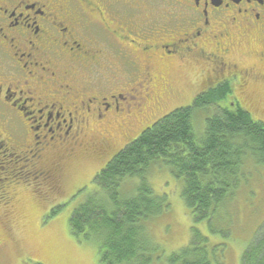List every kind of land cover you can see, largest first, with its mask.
<instances>
[{"label": "flooded vegetation", "instance_id": "1", "mask_svg": "<svg viewBox=\"0 0 264 264\" xmlns=\"http://www.w3.org/2000/svg\"><path fill=\"white\" fill-rule=\"evenodd\" d=\"M242 44L264 59V0H0L1 218L30 177L57 191L56 159L148 126L182 93L173 68L199 67L192 101L230 84L248 109L235 90L258 76L231 60Z\"/></svg>", "mask_w": 264, "mask_h": 264}, {"label": "trees", "instance_id": "2", "mask_svg": "<svg viewBox=\"0 0 264 264\" xmlns=\"http://www.w3.org/2000/svg\"><path fill=\"white\" fill-rule=\"evenodd\" d=\"M232 94L230 84H220L198 94L191 104L163 114L95 174L91 192L73 209L68 225L75 236L97 244L99 264L159 263L157 246L143 224L168 206L166 195H156L147 182L157 162L182 180L180 197L194 223L188 244L167 256L165 264H222L221 243L211 245L197 224L206 223L212 234L229 235L228 225L215 227L213 222L240 187L244 161L264 167V123L237 101L231 104ZM201 111L211 115L197 137L192 120ZM134 177L139 179L135 191L123 195L121 183ZM240 264H264V222L245 247Z\"/></svg>", "mask_w": 264, "mask_h": 264}, {"label": "rangeland", "instance_id": "3", "mask_svg": "<svg viewBox=\"0 0 264 264\" xmlns=\"http://www.w3.org/2000/svg\"><path fill=\"white\" fill-rule=\"evenodd\" d=\"M259 53L257 46L245 48L242 44L231 60L258 76L249 79L242 91L236 89L235 94L253 118L264 123V59H258ZM169 72L172 88L182 93L166 98L154 110V115L148 117L150 119L146 120V124L174 108L189 105L191 96L203 86L198 75L200 69L195 64L182 68V73H178L176 68ZM114 74V83L123 82L125 77L120 76L124 74L118 66L112 72ZM210 109L213 111L212 107ZM208 114L211 115L209 111H201L193 117V130L197 137L203 133ZM137 133L132 131L125 136L115 132L112 143L102 150L81 148L75 150L71 157L46 158L44 163H52L56 159L53 163L60 168L57 191L56 187L52 186V190L48 185L40 184L39 179L33 182L32 177L26 179H31L25 184L27 188L20 186L10 189L13 192L10 210L7 216H0V264H99L97 244L75 236L69 229L68 219L73 209L91 192L95 174L115 151ZM243 173L240 187L230 203L220 209L218 221L213 222L215 227L228 225L229 235L212 234L206 223L197 224L202 233L209 237L211 245L221 243L222 264H240L245 247L264 222V167L247 159ZM147 182L156 195H166L168 201L162 213L143 222L149 239L157 246L154 252L160 257L158 264H165L167 256L188 244L190 228L194 223L180 197L182 180L176 178L166 165L160 162L152 165ZM138 183V178H125L120 192L125 196L131 195Z\"/></svg>", "mask_w": 264, "mask_h": 264}]
</instances>
